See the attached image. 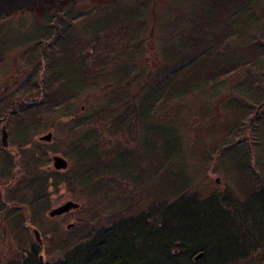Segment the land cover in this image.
Segmentation results:
<instances>
[{
    "label": "rangeland",
    "instance_id": "obj_1",
    "mask_svg": "<svg viewBox=\"0 0 264 264\" xmlns=\"http://www.w3.org/2000/svg\"><path fill=\"white\" fill-rule=\"evenodd\" d=\"M237 3L236 0H26L19 2L20 6L23 5L24 9L30 12L0 21L2 58L0 99H8L16 94L21 97V88H18L27 77L41 73L39 76L43 83V80L47 79L50 61L59 73L66 75L64 79L68 82L67 86H70L69 90H74V80L75 87L84 83V87L74 93L75 96L62 98L64 101H61V105L69 102L66 111L72 112L73 115L75 111L77 115L92 116L96 110L107 108L106 103L112 99L114 87L122 83V74H118V71L125 69L126 66L129 68L130 76L128 75L127 79L128 92L131 94L136 93V88L141 89L143 72L147 66L145 59L152 60L149 67L153 71L155 64L165 54L172 57L171 62H179L183 60L184 54L180 55L183 51L187 50V53L189 50H202L205 43L216 45L217 40L218 48L213 46L209 50H218V52L213 51L210 59H215V55L223 58L219 51L221 35L218 32L223 29L225 18L229 25H236L238 16L230 18L229 21L227 16L232 15L231 13L236 10L239 6ZM256 13L264 14V3L256 8ZM197 18L200 20L192 21ZM261 21L259 25L243 31V35L236 36L235 27V34L229 42L230 46L227 45L228 55L230 52L236 58L241 54L256 55L255 51L251 50L248 39L250 35L255 34L254 38H258L259 43L264 41V17ZM100 34L108 36L102 42L98 39L99 43L97 41L93 43L92 41L95 40L93 38ZM132 36H137V39L131 38ZM204 38L207 40H203ZM127 40L128 45L123 50L129 53L138 50L140 53L138 57L131 58L127 64L121 63L123 61L119 63L117 60L112 62V59H109L110 55L107 58L105 52H99L107 49L114 53L112 50L118 49L116 47ZM106 41H110L112 46H105ZM103 43L104 45H101ZM128 52L121 53L120 58L125 60ZM88 53H90L86 58L89 59L88 61L81 59ZM210 59L204 63L210 65ZM94 67L95 70L102 69V72L95 71L96 75L90 77L86 73L91 74L90 70ZM198 70H194V77H197ZM247 71H250L252 81L260 85L263 83L264 68L254 65ZM164 72L166 69L161 67L157 73L163 75ZM152 76H155V73ZM240 76L243 77L242 74ZM183 77L185 74H171L170 77L162 78V85L167 87L165 92L169 93L167 95L170 96L173 92L180 93L183 87L189 85L190 80L194 84L203 83V77H200L199 80L186 79L183 81L185 84H180ZM62 79L61 75L58 80L55 79V84L50 89L55 90L54 87L59 85L61 87ZM238 84H240L238 78L234 81L231 77L214 91L211 85L208 90L205 85L201 90H187L198 96L188 94L183 98H166L165 93L161 96L162 99L158 98L163 103L158 102L151 106L149 113L140 120L141 129L138 130L133 123L131 134L133 137L138 136L137 143L133 145L125 144L116 135L117 129L112 130L114 136L107 146L106 153L101 154L100 146L94 147L91 151V155L94 156V160L91 161L92 166L97 170H105L108 174L98 179L97 174L92 173L89 174L88 179H85L89 181L91 187L89 190L93 191L98 186H102L92 192V195L91 192L82 189L83 186L77 179V173H81L85 168L80 166L82 159L79 158L90 150L91 141L84 143L80 148L76 147L74 140L79 137H74V133L69 134L67 131L73 122L72 119L60 117L58 110H41L37 114V123L29 129L25 126L31 121L28 109L20 115L17 113L16 117L14 115L17 120L3 117L6 114L4 112L5 114L0 116V127L5 124L8 132V152L0 143L1 262L13 258L17 249L26 250L32 243L39 246L41 261L54 263L61 260L67 250L86 241L89 235L93 236L97 229L106 227L116 217L121 215L126 217L129 213L144 211L151 199L174 200L177 192H171L168 196L165 194L174 182L180 184L179 179L188 182L185 187L188 194L196 193L199 197L205 198L211 192L217 194L226 192L235 199V202L237 197L240 203L233 209L238 213V220L245 222L244 226L242 222L238 223L240 228L245 230L244 234L249 235V239L250 235L255 236L257 232L264 237V201L260 200L261 195L257 193L261 189L264 190V105L251 125H248L256 105L264 96L261 89L259 93L257 92L258 97L252 94L248 96L244 90L239 92ZM251 84L255 89V84ZM234 89H236L237 103L230 101ZM140 91L133 99V107L137 109V115L141 114L142 106L150 101L141 98ZM158 93L159 89L153 94L157 96ZM120 99L125 100L124 97ZM122 103L126 107L127 103ZM230 103L234 109H231ZM119 104L120 102L116 112ZM61 105L58 108H61ZM20 125L24 126L21 136L25 135L29 138L32 133V146L38 151L34 158L40 162L39 164L43 163V166H40L42 174L55 171L51 165V155L59 154L68 161L65 170L69 173H64L65 176L58 174L54 178H59L61 181L47 186L45 193L47 200L43 208L41 204L33 207L29 205L31 192L27 191L25 186L29 183L33 172H30L25 162L32 146L16 142L12 126L19 128ZM47 132L52 133V140L39 139V136ZM178 138L181 143L180 148L174 143ZM94 140L101 142L98 135ZM176 151L181 153L180 156L171 157V153L175 154ZM11 155H15L16 158ZM126 166L130 170L124 173L125 176L117 174L119 169ZM158 168L161 171L158 172ZM155 171L157 174L154 173ZM177 172L181 175L179 174L180 178L174 181L176 178L173 174ZM143 175L147 176L144 180H142ZM136 177H141V181H137L138 184L132 181ZM152 177L154 180H151ZM215 178L219 181L215 182ZM70 182L73 183L71 187ZM129 182L133 183L127 196ZM152 191L154 198L147 197L148 192L152 193ZM145 195V199L141 201L140 197ZM116 196L129 197V200L119 207L117 204L119 200H115ZM67 199L78 202L80 208L64 218L55 219L47 214L50 208ZM6 212L12 214L7 217ZM3 217L6 219L4 220ZM237 227L236 225V232L239 233ZM236 249L242 251L239 246Z\"/></svg>",
    "mask_w": 264,
    "mask_h": 264
},
{
    "label": "trees",
    "instance_id": "obj_2",
    "mask_svg": "<svg viewBox=\"0 0 264 264\" xmlns=\"http://www.w3.org/2000/svg\"><path fill=\"white\" fill-rule=\"evenodd\" d=\"M24 1L26 0H0V21L30 12L24 9L25 7L23 5H19V2L22 3ZM236 2H238L237 4H239V6L231 13L232 15L227 16L229 21L230 18L237 15L236 25H229L225 18L222 24L223 29L218 32L221 35V50L219 51L223 58H221L220 55H215V59H210V55L213 51L218 52V50H209L212 49L213 46L218 48L217 40L216 45L205 43L202 50H189L187 53V50L183 51L180 53V55L184 54L182 56L183 60L179 62H171L172 57L169 54H165L161 57V60L155 64L156 67H153V71L152 68L149 67L151 66L152 60L148 61L145 59V64L147 66H145L143 81L140 84L142 91L136 88V93L133 92L131 94L128 92L129 81L127 77L129 75V68L126 66L125 69H120L118 71V74H122V83L114 87L112 99L106 103V105L108 104L107 108L104 107L100 110H96L92 113V116L77 115L75 111L73 115L72 112L66 111L65 108L68 107L69 102L65 103L63 106L61 105V101H64L62 98H71L74 93L84 87V83H80L78 87H75L76 81L74 80V90H69L70 86H67L68 82L64 79L66 75L59 73L53 66V62L49 61L48 63H50L51 66L47 71V79L43 78L44 84L40 81L41 76L39 75L41 73L39 75L27 77L23 83H20L21 87L18 88H21V97H18L17 94L14 95L17 92L16 90L13 92L14 96L8 97V99H0V116L6 113L3 117L9 120H17L15 118L16 114L18 113V115H20L28 109L30 111L31 121H29L28 125L25 124V126L29 129H32L37 123V114L41 110H58L60 112V117H69V120L72 119L73 122L68 127L67 131L69 134L74 133V137H79L77 140H74L76 147L80 148L84 143L91 141L90 150L83 154V157L79 158L80 160L82 159L80 166L85 168L81 173H77V179L79 184L83 186L82 189H85L89 193L91 192L90 195H92V192H95L102 186H98L93 191L89 190L91 188L89 181L87 182L85 179H88L89 174L92 173H96L98 179L108 174H106L105 170H97L92 166L91 161L94 160V156L91 155V151H93L94 147L100 146L101 154L106 153L107 146L112 142L114 136L112 130L114 129H117L118 133L116 135L119 136L125 144L133 145V143H137L138 136L133 137L131 134L133 123L138 130L141 129L142 125L140 120H143L145 114L149 113L151 106L158 102L163 103L161 96H164L165 93L166 95L169 94L165 92L167 87L162 85L163 77H170L171 74H185V77L179 82L180 84H185L183 81L186 79L197 78L196 80H199L200 77H203V83L194 84L193 81L190 80L189 85L183 87L180 93L176 94L173 92L170 96L167 95L166 98H183L188 94L189 96H198V94H194L192 91L189 93L187 90H201L203 85H205L206 89L212 86V91H214L218 86L222 85L227 78L231 77L234 81L235 78H238V82H240V84L237 85V88H239L237 91L241 92L244 90L246 95L249 96L252 94L254 97H258L259 89H261L260 91H262V95L264 96V78L261 85L258 82L255 83V81H252L253 78H250V71H247L254 65H259L261 68H264V41L259 43V39L254 38L255 34L249 36L250 39H248V44L251 50L255 51V56L241 54L238 56L239 58H236L233 53L230 52L228 55L226 52V50H228L227 45L232 40V35L234 36L235 34V27L236 36H238L243 35V31L245 32L247 29H251L262 23L261 20L264 14L256 13V8L261 3H264V0H236ZM195 20L199 21L200 19H192L193 22ZM224 25L226 27H224ZM106 36L108 35L100 34L98 37L93 38L95 40L92 42L95 43L98 39H101L102 42ZM217 36L219 35L217 34ZM131 38L137 39V36H132ZM199 39H201V37ZM205 39L206 38L203 40ZM109 42L110 41H106L105 46H112ZM97 43L99 42L97 41ZM101 45H104V43ZM127 45L128 40L116 47L118 49L114 50V48L112 50L114 53L107 49L99 50V52H105L107 58L110 55L109 59H112V62H114L113 60H117L119 63L123 61L121 63L125 62L127 64L131 58L140 55L138 50H133L130 53L123 50ZM253 45L254 47H252ZM141 51L142 50H140V52ZM124 52L129 53L125 60L120 58L121 53ZM89 54L90 53L81 59L88 61L89 59L86 58L90 56ZM1 59L0 56V61ZM208 59L211 60L210 65L205 64L209 61ZM161 67L162 69H166L163 75L157 73ZM182 69L183 72H181ZM196 69L199 70L196 74L197 77H194V70ZM95 71L101 73L102 69L95 70L94 67L90 70V72H92L91 74H86L90 77H94L96 75ZM153 73H155V76H152ZM240 74H242L243 77H241ZM58 75L63 76L61 80L63 84L61 87L60 85L54 87L55 90L50 89L53 87L52 85L55 84L54 80H58ZM251 83L255 84V89ZM48 89L51 91L47 92ZM157 89H159V93L155 96L153 93ZM234 90L235 92L231 95L233 98H231L230 101H236L235 103H237L236 89ZM139 91L142 96L141 98L150 99V101H148L147 105L142 106L141 114L137 115V109L133 107V99ZM44 94L47 96L45 97ZM199 94H201V92H199ZM119 97H124L126 102ZM159 97H161L160 100H158ZM154 99L157 100L155 101ZM118 102H120V106L116 112ZM122 102L127 103L125 105L126 107H124ZM129 102L131 104H128ZM60 105L62 107L58 108ZM231 109H234L232 104ZM12 130L16 136L17 143L33 145V140L31 139L32 133L29 138H26L25 135L21 136L24 131L23 125H20L19 128L12 126ZM96 134L101 142L94 140V138L97 137ZM174 143L179 148L181 147L179 138L175 140ZM123 151L125 152V149ZM37 152L36 147L32 146L27 154V161L25 164L28 166L30 172L33 173H31L32 176L29 178V183L25 186V189L31 192V199L29 201L30 207L41 204L43 208L47 200L45 195L47 186L50 183L55 185L61 181L59 178H54L58 176V174L65 176L64 173L69 172L60 170L42 174L40 166H43V163L39 164L40 162L34 158ZM171 154V157L178 158L181 153L176 151L175 154ZM12 157L16 158L15 155ZM4 163L8 164L6 161H4ZM103 167L105 168V166ZM128 170L130 169L126 166L119 169V173L117 174L125 176L124 173ZM159 170L160 168H158L157 171L159 172ZM247 170H249L248 167ZM154 173L157 174L156 171ZM249 173L252 175L250 170ZM179 174V172L173 174L176 178L174 181L180 178ZM146 177L144 176L142 180ZM151 180H154V177H152ZM132 181L137 183V181H141V177L133 178ZM178 182L180 184L174 182V185H171L165 194L168 196L171 192H177L174 200L168 201L163 198L159 201H153L151 199L144 211L129 213L126 217L122 215L116 217V219L106 227L97 229L93 236L89 235L86 241L67 250L61 260L55 261L54 263L41 261L39 258V246L32 243L26 250L17 249L13 258L3 262L0 260V264H239L241 262L262 264L264 261V237L257 232L255 236L250 235L251 238L249 239V235L244 234L245 230H242L238 223L242 222L244 226L245 222L244 220H238V213L233 209L240 203L237 197L235 202V199L231 198L229 193L224 192L217 194L211 192L205 198H201L196 193L188 194V190L185 188L188 184L187 181L179 179ZM71 183L72 182L69 184L70 187L73 184ZM132 183L133 182H129L128 184L127 196L130 194V185ZM104 184L107 185L105 182ZM145 193L147 194V192ZM257 193L261 195L260 200L262 199L264 201V190L261 189ZM152 194L153 191L152 193L148 192L147 197L154 198ZM145 197L146 195L143 197L141 196L140 200H144ZM126 198L123 196L118 198L116 196L115 200H119L117 201L119 207L122 206V203L129 200V197ZM1 203L3 204L4 201ZM11 214L12 212H6L5 216L8 217ZM5 219L6 217L4 220ZM236 225L238 226L239 233L236 232ZM237 246H239L242 251L237 250ZM198 252H202V255L197 259H193V256Z\"/></svg>",
    "mask_w": 264,
    "mask_h": 264
},
{
    "label": "water",
    "instance_id": "obj_3",
    "mask_svg": "<svg viewBox=\"0 0 264 264\" xmlns=\"http://www.w3.org/2000/svg\"><path fill=\"white\" fill-rule=\"evenodd\" d=\"M264 105V98L263 100L256 105L254 112L252 114V116L249 119L248 125H251V123L253 122V120L256 118L257 113L259 112L260 108H262V106ZM52 133L51 132H47L41 136H39V139L44 140V141H50L52 139ZM0 143H1V147L6 149L8 147V132L6 130V126L5 124H2L0 127ZM51 159V165L53 167V169L55 170H64L67 168L68 166V161L61 155L59 154H53L50 157ZM219 179L215 178V182H218ZM79 206L78 202H74L72 200H65L61 203H59L58 205L50 208L47 212V214L49 216H55V215H59L69 209H74L76 207ZM36 234V231H35ZM202 255V252H198L193 256V259H197Z\"/></svg>",
    "mask_w": 264,
    "mask_h": 264
},
{
    "label": "flooded vegetation",
    "instance_id": "obj_4",
    "mask_svg": "<svg viewBox=\"0 0 264 264\" xmlns=\"http://www.w3.org/2000/svg\"><path fill=\"white\" fill-rule=\"evenodd\" d=\"M53 139V138H52ZM51 139V140H52ZM4 150H6L7 152H8V149L6 148V149H4ZM67 169V168H66ZM53 170H55V169H53ZM65 170V169H64ZM55 171H59V170H55ZM80 208V205L78 206V207H76V208H74V209H69V210H67V211H65V212H63V213H61V214H59V215H55V216H50L51 218H64L65 216H67L68 214H70V212H75L76 210H78ZM72 225V224H71ZM67 226H70V225H67Z\"/></svg>",
    "mask_w": 264,
    "mask_h": 264
},
{
    "label": "bare ground",
    "instance_id": "obj_5",
    "mask_svg": "<svg viewBox=\"0 0 264 264\" xmlns=\"http://www.w3.org/2000/svg\"><path fill=\"white\" fill-rule=\"evenodd\" d=\"M60 171V170H59Z\"/></svg>",
    "mask_w": 264,
    "mask_h": 264
}]
</instances>
